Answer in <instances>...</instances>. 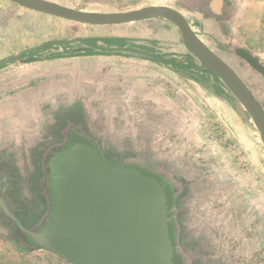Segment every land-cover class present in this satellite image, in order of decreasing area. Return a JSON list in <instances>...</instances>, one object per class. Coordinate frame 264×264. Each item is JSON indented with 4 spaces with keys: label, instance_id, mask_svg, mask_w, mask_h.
Listing matches in <instances>:
<instances>
[{
    "label": "rangeland",
    "instance_id": "obj_1",
    "mask_svg": "<svg viewBox=\"0 0 264 264\" xmlns=\"http://www.w3.org/2000/svg\"><path fill=\"white\" fill-rule=\"evenodd\" d=\"M48 1L93 12L145 6L183 11L196 35L234 70L264 110V77L235 51L243 48L258 55L264 66V0H225L224 14L214 19L183 9L202 5L199 0ZM7 14L15 21H0V61L22 56L0 64V167L18 188L6 207L33 208L40 153L56 139L50 129L55 113L79 101L87 133L98 150L116 159L166 166L186 179L189 188L179 204L183 239L191 241L194 256H209L205 264H264V144L244 107L217 76L199 67L172 22L121 26L129 27L119 32L128 45L116 51L153 55L161 65L158 81L150 88L140 83V97L106 83L98 70L94 83L81 82L80 90H56L61 97L51 101L41 100L39 82L15 85L14 78L31 75L33 71L25 68L30 62L72 55L84 47L93 53L89 45L97 50L107 47L98 36L106 27L0 0V18ZM130 34L136 36L127 38ZM90 38L97 40L90 44ZM47 42L52 45L31 51ZM177 46L181 52H170ZM183 55L190 69L181 64ZM29 58L33 60L25 61ZM170 67L177 73L169 72ZM3 220L0 215V264H66L44 249H16Z\"/></svg>",
    "mask_w": 264,
    "mask_h": 264
},
{
    "label": "water",
    "instance_id": "obj_2",
    "mask_svg": "<svg viewBox=\"0 0 264 264\" xmlns=\"http://www.w3.org/2000/svg\"><path fill=\"white\" fill-rule=\"evenodd\" d=\"M10 1L89 25L151 18L172 22L199 67L217 76L244 107L264 144L263 108L234 70L199 39L177 10L145 6L123 12H93L48 0ZM216 2L214 12L220 13L221 0ZM235 51L264 77L258 55L243 48ZM20 59L18 53L0 64ZM48 168L47 211L38 225L25 227L18 223L0 198V212L11 219L29 246L50 250L70 264H181L170 237L167 190L156 178L112 165L101 156L94 142L78 136L48 163Z\"/></svg>",
    "mask_w": 264,
    "mask_h": 264
},
{
    "label": "crops",
    "instance_id": "obj_3",
    "mask_svg": "<svg viewBox=\"0 0 264 264\" xmlns=\"http://www.w3.org/2000/svg\"><path fill=\"white\" fill-rule=\"evenodd\" d=\"M199 2L202 5L197 3L195 6H184L183 9H195L201 16L207 15L213 19L219 18L224 14V6L226 4L225 0H221L220 13L214 12V9L217 8L216 0H199ZM177 11L180 12L187 21H189L183 11ZM23 13L25 14V12ZM159 20H164V18L145 19L141 20L140 23L142 21ZM0 21L15 20L7 14L0 18ZM125 24L130 23L91 25L106 27L103 34L98 36L105 39L103 42L106 43L107 47L97 50V47L94 45H89L94 48V52L98 51L99 53H92L88 47H84L72 55L62 56L52 60H37L27 63L26 65L28 67L25 68L32 70L33 72L29 76H17L14 78V84L27 85L29 82H32V80L33 82H39V86L42 90V93H40L41 100L46 99L53 101L56 98L61 97L60 94L56 93V90H63L62 92H67V88L80 90L83 87L81 82H88L89 84H92V82L94 83L96 75L98 74L97 71L99 70L101 73H104V81L106 83L111 85H121L123 88L134 92V94L140 97V83L145 85L147 84L146 88H150L151 84L158 81L156 76L159 75L161 65L159 64V61L154 59V57L145 53L116 51V47L128 45L126 39H122L123 35L119 33L120 31L129 29V27H121ZM33 36V33L30 34V37ZM134 36L136 35L130 34L127 38H132ZM140 36L143 35L140 34ZM181 51L182 47L177 46L176 49H172L170 52ZM183 58H187V56H181V64H186L183 68L190 69V66L183 61ZM25 68L19 69V71L26 70ZM168 71L174 74L177 73V70L171 67ZM180 73H183V71H180ZM36 88L37 87L33 89L36 90ZM71 95V97L74 96L73 94Z\"/></svg>",
    "mask_w": 264,
    "mask_h": 264
},
{
    "label": "trees",
    "instance_id": "obj_4",
    "mask_svg": "<svg viewBox=\"0 0 264 264\" xmlns=\"http://www.w3.org/2000/svg\"><path fill=\"white\" fill-rule=\"evenodd\" d=\"M97 38H90L89 42L96 41ZM104 41L105 39H101ZM52 45V42H47L43 43L40 46L32 49L31 51H36V50H41L45 49L47 47H50ZM75 53V52H74ZM22 56V54H21ZM55 57H60L59 55ZM152 57H154L152 55ZM81 103L79 101H75L70 105H64L60 110L56 111V119H54L50 129L53 131V133L56 136L55 141H53L50 145H46L43 149V151L40 153L41 154V161L37 165V168L39 170V174H35L34 179L37 183L34 185V189L36 191L35 196L33 197V203L34 206L33 208L21 206V210H10V208L6 207L8 211L12 214V216L15 218V220L20 223L21 225L25 227H34L38 225L43 218V216L46 214L45 211V206H43V203H47V195H45V201L44 197L42 194V186L41 182L45 180V177L47 175V170L45 167V160L48 157V154L51 153V151L55 147H60L62 145V142L64 139H67V137L71 133H81L84 137L91 139L94 141V143L97 145L95 140L87 133V125L85 119L82 117L83 113L81 111ZM11 186V187H10ZM10 187V188H9ZM9 188V191L7 192ZM18 188L16 185V182H14V178L12 175L6 171L4 168L0 167V198H1V203L5 205L6 202H9L12 200V196L15 195L17 192ZM44 207V208H43ZM0 215L4 217L6 220H3L9 229L13 241V245L16 249L18 250H34V249H44L40 247H32L29 246L23 239L21 238L19 232L15 228L13 222L11 219L6 216L3 212H0ZM44 224V223H43ZM46 251H49L53 253L50 250L44 249ZM58 259L62 260L66 264L68 263L65 259L60 257L59 255L53 253Z\"/></svg>",
    "mask_w": 264,
    "mask_h": 264
},
{
    "label": "flooded vegetation",
    "instance_id": "obj_5",
    "mask_svg": "<svg viewBox=\"0 0 264 264\" xmlns=\"http://www.w3.org/2000/svg\"><path fill=\"white\" fill-rule=\"evenodd\" d=\"M77 136L84 140H91L84 137L81 133H71L67 139H64L60 147H55L45 160V167L47 175L45 180L41 182L42 194L45 201V195H49V168L48 163L63 149L70 146ZM92 141V140H91ZM94 142V141H92ZM96 145V144H95ZM101 156L109 163L117 167L135 169L140 173L156 178L160 184L167 190V215L169 217L168 226L170 229V237L174 247V253L180 258L181 264H205L209 260V256L200 259L193 255V247L190 240L183 239V223H182V208L179 204L184 192L189 188L186 179L176 175L170 168L160 165H150L135 158H112L99 150ZM11 187V186H10ZM9 187V188H10ZM9 188L7 192L9 191ZM46 202V201H45ZM47 210V203H45V211ZM180 264V263H179Z\"/></svg>",
    "mask_w": 264,
    "mask_h": 264
}]
</instances>
